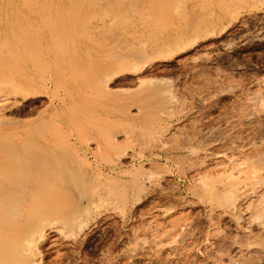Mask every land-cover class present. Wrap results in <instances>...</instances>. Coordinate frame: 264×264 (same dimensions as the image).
<instances>
[{"label":"rangeland","instance_id":"rangeland-1","mask_svg":"<svg viewBox=\"0 0 264 264\" xmlns=\"http://www.w3.org/2000/svg\"><path fill=\"white\" fill-rule=\"evenodd\" d=\"M127 1L122 5L130 13ZM249 1L244 6L237 0L214 30L156 59L146 52L137 59L136 51L154 52L163 39L170 45L184 37L185 26L173 15L168 28L159 27L158 15L156 25L148 16L152 26L148 19L144 27L132 11L134 16L127 15L137 27L122 35L118 25L46 24L47 14L35 1L19 28L8 10L0 11V17L12 20H0V137H24L50 108L60 107L70 119L64 132L93 171L88 177H96L99 188L107 182L111 190L78 235L46 231L40 264H264V224L253 220L254 210L264 208V181L251 188L246 178L252 173L241 174L238 181L246 180L247 187L235 192L233 208L221 207L213 195L231 185L223 174L236 163L262 159V165L258 159L249 163L260 169L254 175L264 174V102L258 101L264 97V0ZM122 60L139 66L117 71L116 61ZM16 71L46 83L41 101L24 104L13 94L7 81ZM106 140L112 150L105 148ZM242 167L248 165L240 166L243 173ZM214 170L222 174L211 175ZM205 178L214 191L209 199L217 204L198 194ZM112 183L125 188L123 201Z\"/></svg>","mask_w":264,"mask_h":264},{"label":"bare ground","instance_id":"bare-ground-1","mask_svg":"<svg viewBox=\"0 0 264 264\" xmlns=\"http://www.w3.org/2000/svg\"><path fill=\"white\" fill-rule=\"evenodd\" d=\"M33 1L39 4L40 8L45 12V14H47V16L45 15V19L48 20L44 21L46 24H48V21L49 23L50 21H54L52 24H56L55 22H57L59 26H72L77 24V22L80 20L85 25L87 24V26H91L93 28L91 24L92 22H95L99 23L102 28L107 27L110 29L111 27H116L115 29H118V26H120V29H122V35H127L130 32L133 33V31H130V29H132L131 27L134 26L135 21L133 24V21L128 18V15H131L130 13H132V16H134L133 12H135L137 14L136 19L139 21L138 25L144 27L147 25L148 19L150 21L152 19V21H154L153 23L155 24L157 23V19L161 17L158 20V22L161 21V23H158L159 27L161 28L164 25L166 26L168 23H170V19L172 18H170L169 21L168 15H170V17L173 15L176 17L178 22L185 26L184 28L186 29V32L184 34L186 36H181V38L179 36L177 39H173V41L170 42L171 38H169V35L167 39L169 40L170 45H168V43L163 39V41H161L165 43V47L163 46L164 43L158 42L159 44L161 43V45L158 44L159 47L157 46V49H154V52H150L151 54L147 53L144 47L142 51L140 50V53L136 51V53H138V56H135L137 59L141 57L144 58L145 52L146 54L151 55V58L154 55V58L156 59L157 57H165L166 53L173 52L174 50H180L184 44L188 45V42L193 40V37L195 38V36L199 34L204 36V34L207 33L203 32L214 30L215 25L221 19L220 16L222 17V15H230L237 0H167L168 3L166 0H145L143 4H140L143 2L141 0H128L127 2L130 4L128 6L130 7L128 8L130 13H128L129 11L122 5V0H114L115 3L112 2L113 0H108L110 1V4L107 0H0V11L8 10L10 14H12L11 19H14L15 23L17 22L16 26L19 28V26H23L22 20L24 18L28 19L29 16H26L25 14L31 11ZM242 1L244 3L248 1L247 3L250 4L249 0ZM124 2L126 3V0H123V3ZM112 3L114 4L113 6L111 5ZM244 3L243 5L246 6L247 3ZM254 4L255 3L253 2V5ZM238 6L240 7L241 4ZM213 7L220 8V12L214 13L212 10ZM154 15H158L159 18L154 17ZM148 16L151 19L148 18ZM3 19H5V22H12V20L11 22L8 21V19L10 20V16H6V18L0 17V20ZM152 21L149 27L152 26ZM173 22H175V20ZM160 24H162V26H160ZM28 25L27 26L30 27V24ZM77 26H79V23ZM166 28L168 27L166 26ZM137 30L140 29L137 28L135 31ZM149 30L151 31V28ZM181 30L183 31L184 29L182 28ZM20 33L21 31L18 30L15 33L18 35L17 41L21 38L19 36ZM199 37L200 36H198V38ZM31 39H33L32 36ZM142 43L145 42L143 41ZM144 46H146V44ZM133 54H135V52ZM122 62L119 63L116 61L117 66L114 68L118 69L117 71H123L129 68L132 70L139 66L137 65V61V64L131 62V65L128 63V60L126 61V64H124L125 60H122ZM114 65H116L115 62ZM23 75L21 72L16 71L15 74L12 73L10 80L7 81L14 90L13 94L20 97L22 100L21 102H27L28 105H32L37 100L41 101L40 98L44 93H46L47 90L46 83L42 81L44 84H40L36 81L25 79L22 77ZM141 80L140 83L144 81L143 80L141 82ZM2 83L3 82L0 79V84ZM163 92L166 93V91ZM164 97H166V95L162 98ZM257 97H255V100ZM259 98L260 97H258V99ZM261 100L264 102V97H261V99L258 101L260 102ZM162 101L164 102V100ZM262 102H260V104H262ZM20 106L21 107L17 108V110L20 112L24 111L25 106ZM62 112L63 111L60 110V107L53 106L47 113L43 114L39 118L38 122L29 126L23 131V133L27 132L24 134V137L15 138L12 136L7 137L3 135L0 137V264H40L42 258L41 251L39 250V243L46 236V231L49 229H56L68 238L73 237V235H78L86 225L88 217H90L89 215L92 213L94 208L97 207L96 205L99 204V201L101 202L103 200L102 196L111 193V190L109 191L107 188L108 186L105 184L107 182L104 181L103 184L101 180V183H99L102 184L103 188L106 187V191L104 193L98 191V189H102V187L99 188L101 185H96V177L91 178L93 171L92 169L89 171V169L85 167L87 161L84 158V155L80 154L79 145H77L75 141H72L68 137L67 133L64 132L63 127L66 123V120L70 121V119H67V116H64ZM61 114L64 117H62ZM105 139L106 138L104 137V140ZM104 143L105 148L107 149L109 147H114L108 140H106ZM112 149L113 148L110 150ZM261 160L258 159L260 164ZM253 161L254 159H251L248 162L244 161L245 165H248V168L246 169L242 167L243 173L241 172L242 169L240 170L241 165L245 167L244 164H241L243 161L239 163V166L236 165L237 163L235 164L236 166L233 165L234 167L231 168V170L228 168L231 172L226 171V169L225 174L227 175H223L225 177L227 176L232 183L230 185L229 182V185H227L226 180L228 178H225L226 180L224 179V182L221 177V180L226 183V186L224 188L222 187L221 191L214 193L209 185L208 179H202V181H200V190L198 192V194L201 193L199 196H206V198L209 199V196L214 193L213 195L216 198L215 200L220 206L229 205L233 208L238 197V195L236 196L235 192L238 189L241 190L240 185L245 184L248 181V183H250L249 186L253 187L260 181H264V177L261 176L264 174L261 173V175L258 176L259 174L257 173L258 177L254 175L256 172H258L257 169L259 168L256 169L255 165L254 167L251 163H249ZM232 162L234 163V161ZM255 162H253V164ZM70 164H73L75 167L73 168V166ZM256 165L258 167V164ZM250 166L255 169L250 168L252 170L250 171ZM245 170L247 173H245ZM261 170H264V168L261 167ZM214 171L215 172H208H211V175L213 173L219 174L220 172H218V170L217 172L216 170ZM89 172L92 175L90 174L91 176L89 175L88 177ZM250 172L252 173L251 175H249ZM220 173L222 174V170ZM241 174L242 176L245 174H247V176L249 175L248 178H246L247 181L244 179V182L242 180L238 181L241 177ZM49 175L50 178H48ZM212 179L210 182H212ZM58 180H63L67 183V185L63 186L62 184H55ZM222 181L221 183L224 184ZM93 183L94 185H92ZM244 187H247L246 184L242 188ZM111 188L114 189V193L118 195V199L123 201L125 188L121 185L119 186L118 183H116V185L112 183ZM98 192L102 194V199L99 197L100 195H97ZM240 193L242 194V192ZM96 195L98 198H95ZM211 199L209 200L211 201ZM215 200H213L214 204L216 203ZM225 206L221 207L225 208ZM258 207L261 206H257V208ZM260 209L262 210L264 208L254 210L255 215L253 220H259L258 223L261 225L264 224V212H262L264 210L260 211ZM254 259L250 260L249 258V261H254Z\"/></svg>","mask_w":264,"mask_h":264}]
</instances>
